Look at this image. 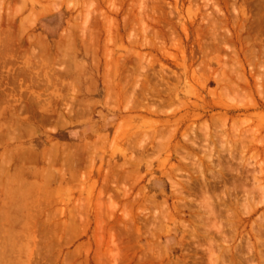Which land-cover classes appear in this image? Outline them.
<instances>
[{
  "label": "rangeland",
  "instance_id": "1",
  "mask_svg": "<svg viewBox=\"0 0 264 264\" xmlns=\"http://www.w3.org/2000/svg\"><path fill=\"white\" fill-rule=\"evenodd\" d=\"M0 255L264 264V0H0Z\"/></svg>",
  "mask_w": 264,
  "mask_h": 264
},
{
  "label": "bare ground",
  "instance_id": "2",
  "mask_svg": "<svg viewBox=\"0 0 264 264\" xmlns=\"http://www.w3.org/2000/svg\"><path fill=\"white\" fill-rule=\"evenodd\" d=\"M15 1H17V0H15ZM53 1H54V0H53ZM3 2H4V0H3ZM36 6H37V5H36ZM1 7H2V6H1ZM32 7H33V6H32ZM76 7H77V6H76ZM33 9H34V8H33ZM78 9H79V8H78ZM75 27L77 28V26H75ZM73 28H74V27H73ZM69 29H70V28H69ZM70 31H73V29L70 30ZM70 31L68 30V32H70ZM82 32H83V31H82ZM90 32H91V30H90ZM71 33H73V32H71ZM74 33H75V32H74ZM86 33H87V32H86ZM93 33H95V32H93ZM75 34H76V33H75ZM116 34H117V33H116ZM69 35H70V34H69ZM70 36H71V35H70ZM88 36H89V35H88ZM88 36H87V37H88ZM66 37H67V36H66ZM67 38H68V37H67ZM70 38H71V37H70ZM73 38H74V37H73ZM78 38H79V37H78ZM89 38H90V37H89ZM89 38H87V39H89ZM93 38H94V37H93ZM10 39H11V38H10ZM81 39H82V38H81ZM68 40H69V38H68ZM71 40H72V38H71ZM92 40H93V39H92ZM60 41H61V40H60ZM60 41H59V42H56L58 46H59V44L61 43ZM63 41H64V40H63ZM69 41H70V40H69ZM81 41H83V40H81ZM89 41H90V40H89ZM90 42H91V44H92L93 41H90ZM48 43H49V42H48ZM48 43H47V44H48ZM67 43H68V42H67ZM84 43H85V42H83V44H84ZM86 43H87V41H86ZM65 44H66V43H65ZM70 44H71V43H70ZM73 44H74V43H73ZM87 44H88V43H87ZM57 45H56V47H57ZM85 45H86V44H85ZM48 46H50V45L48 44ZM48 46H45V48H46V47L49 48ZM61 46H62V45H60L59 47H61ZM69 46H71V45H68V48H69ZM56 47H54L52 50H57L58 47H57V48H56ZM83 47H84V46H83ZM50 48H51V47H50ZM70 48H71V47H70ZM84 48H85V47H84ZM62 49H63V48H62ZM46 50H48V49H45V51H43V52H46ZM50 50H51V49H50ZM59 50H60V49H59ZM59 50H57V51H59ZM65 50H66V49H65ZM73 50H74V49H73ZM85 50H86V49H85ZM89 50H90V46H89ZM57 51L53 52L54 55H57V54H55ZM62 51H63V50H62ZM47 52H48V51H47ZM47 52H46V54H47ZM50 53L52 54V56H54L53 53H52V51L49 52L48 55H50ZM57 53H59V52H57ZM70 54H71V53H70ZM72 54H73V53H72ZM86 54H87V53H86ZM58 55H59V54H58ZM90 56H91V55H90ZM50 57H51V55H50ZM66 57H67V56H66ZM72 57H73V56H72ZM119 69H120V68H119ZM119 69H118V70H119ZM74 70H75V69H74ZM116 71H117V70H116ZM76 73H77V72H76ZM85 73H86V72H85ZM115 74H116V73H115ZM92 75H93V74H92ZM76 78H77V77H76ZM85 79H86V78H85ZM81 80H82V79H81ZM81 80H80V81H81ZM90 80H91V78H90ZM92 80H93V79H92ZM106 80H107V79H106ZM91 82H92V81H91ZM80 83H81V82H80ZM107 83H108V82H107ZM145 83H146V82H145ZM77 84H78V83H76V85H77ZM93 84H94V81H93ZM142 84H144V82H143ZM147 84H148V82H147ZM80 85H82V84H80ZM90 85H91V84H90ZM122 85H123V84H122ZM118 86H119V85H118ZM142 86L144 87L145 84L142 85ZM146 86H147V85H146ZM146 86H145V87H146ZM87 87H88V86H87ZM121 87H122V86H121ZM79 88H80V87H79ZM84 88L86 89V87H84ZM123 88H124V87H123ZM123 88H121V89H123ZM146 88H148V87H146ZM119 90H120V89H119ZM147 90H149V89H147ZM86 91H87V90H86ZM109 91H110V90H109ZM121 91H124V90H121ZM80 92H81V91H80ZM81 93H82V92H81ZM88 93H89V92H88ZM121 94H123V92L120 93V95H121ZM123 95H124V94H123ZM124 125H125V124H124ZM120 129H121V128H120ZM118 132H119V130H118ZM121 133H123V132H121ZM117 135H118V134H117ZM102 136H103V135H102ZM119 136H120V135H119ZM100 138H101V137H100ZM100 138H99V139H100ZM102 138H103V137H102ZM103 139H104V138H103ZM100 142H101V141H96L95 143H96V144H97V143L100 144ZM101 143H102V142H101ZM99 144H97L98 148L100 147ZM65 145H67V144H65ZM94 145H95V144H94ZM57 148H58V147H57ZM96 148H97V147H96ZM98 148H97V149H98ZM53 149H54V148H53ZM94 149H95V148H94ZM51 151H52V150H51ZM90 151H91V150H90ZM56 152H57V151H56ZM65 154H66V153H65ZM52 155H53V154H52ZM57 156H58V155H57ZM75 156H77V155H75ZM65 157H66V155H65ZM67 157H68V156H67ZM80 157H81V154H80L79 158H80ZM68 158H69V157H68ZM68 158H67V159H68ZM82 158H83V157H82ZM82 158H81V159H82ZM59 159H60V158H59ZM67 159L65 160L66 162H67ZM72 160H73V159H72ZM78 160H80V159H78ZM78 162H79V161H78ZM66 164H67V163H66ZM76 164H77V163H76ZM77 165H78V164H77ZM132 165H134V164H132ZM50 166H51V165H50ZM110 167H111V166H110ZM119 167H120V169H121V166H119ZM132 167H133V166H132ZM130 168H131V166H130ZM117 169H118V168H117ZM107 176H108V175H107ZM107 176H106V177H107ZM106 177H105V178H106ZM62 178H63V177H62ZM93 190H94V189H93ZM91 191H92V190H91ZM91 194H92V193H91ZM89 197H90V196H89ZM14 224H15V223H14ZM7 251H8V250H7ZM7 251H5V252H7ZM3 252H4V251H3ZM5 252H4V254H5ZM9 252H10V251H9ZM8 254H9V253H8ZM8 254H7L6 256L11 255V254H9V255H8ZM0 256H1V255H0ZM6 256H5V257H6ZM2 257H3V256H2ZM9 257H10V256H9ZM11 257H12V256H11ZM12 258H13V257H12ZM3 260H5V259L3 258ZM10 260H11V259H10ZM0 261H1V260H0Z\"/></svg>",
  "mask_w": 264,
  "mask_h": 264
}]
</instances>
